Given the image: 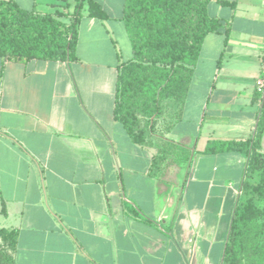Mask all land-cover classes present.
I'll return each mask as SVG.
<instances>
[{"label":"crops","instance_id":"0c3cea01","mask_svg":"<svg viewBox=\"0 0 264 264\" xmlns=\"http://www.w3.org/2000/svg\"><path fill=\"white\" fill-rule=\"evenodd\" d=\"M3 1L74 11L66 0ZM96 1L109 17L83 11L78 60L0 58V228L19 231L16 262L220 264L248 156L207 150L255 135L264 0H211L209 14L229 25L228 41L205 37L182 117L168 131L159 121L147 145L114 114L119 65L133 57L124 0ZM165 144L182 151L153 175ZM260 145L264 153V131Z\"/></svg>","mask_w":264,"mask_h":264},{"label":"trees","instance_id":"16d2710c","mask_svg":"<svg viewBox=\"0 0 264 264\" xmlns=\"http://www.w3.org/2000/svg\"><path fill=\"white\" fill-rule=\"evenodd\" d=\"M210 2L124 0L122 19L133 57L119 65L114 114L135 143L147 145L159 121L168 131L182 117L205 37L222 33L227 43L230 27L209 14ZM220 2L234 6L233 2ZM60 6L53 12L40 13L23 9L14 1H0L3 65L29 60H78L83 11L99 19L108 18L109 12L96 0H77L72 13L67 4ZM263 131L264 99L253 138L246 142H218L207 150L241 151L248 156L220 264H264V205L257 204L264 201V153L260 145ZM175 151L182 149L175 144L161 146L153 156L150 173H160ZM18 233V229L0 228V264H17Z\"/></svg>","mask_w":264,"mask_h":264},{"label":"built area","instance_id":"2783aa9c","mask_svg":"<svg viewBox=\"0 0 264 264\" xmlns=\"http://www.w3.org/2000/svg\"><path fill=\"white\" fill-rule=\"evenodd\" d=\"M256 89L261 96H264V75L257 79Z\"/></svg>","mask_w":264,"mask_h":264},{"label":"rangeland","instance_id":"374dc122","mask_svg":"<svg viewBox=\"0 0 264 264\" xmlns=\"http://www.w3.org/2000/svg\"><path fill=\"white\" fill-rule=\"evenodd\" d=\"M67 1H68V2L70 3V5H71V6L69 7V10H70V11H73V10H74V7H73V6H74V4L76 3V0H66L65 2H67ZM65 2H64V3H65ZM114 6H115V5H114ZM67 10H68V9H67ZM113 10H116V9L114 8ZM114 12H115V11H114ZM169 118H170V117H169ZM168 121L170 122L171 119H170V120L168 119ZM241 153H244V152H241ZM245 168H246V167H243V169H244V170H243V173H244V171H245ZM257 204L263 206V205H264V201H258ZM209 216H210V215H209Z\"/></svg>","mask_w":264,"mask_h":264}]
</instances>
